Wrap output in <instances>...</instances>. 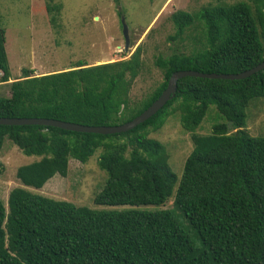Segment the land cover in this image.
Here are the masks:
<instances>
[{"label": "trees", "instance_id": "obj_1", "mask_svg": "<svg viewBox=\"0 0 264 264\" xmlns=\"http://www.w3.org/2000/svg\"><path fill=\"white\" fill-rule=\"evenodd\" d=\"M46 9L55 22L52 12L60 4L47 3ZM171 21V39L188 37L197 46L188 54L158 56L162 81L144 99L132 103L129 95L143 66L139 46L128 59L90 66L77 61L42 75L23 69L9 83V96L0 97V117L120 125L156 100L175 71L236 74L264 61V0L210 2L195 14L177 10ZM0 73L7 82L1 24ZM260 99L264 68L234 80L182 77L171 100L126 132L0 125V150L7 138L23 154L40 158L16 171L27 188L66 176L70 159L86 163L100 149L97 164L107 177L94 204L158 206L173 197L172 209L104 210L14 188L7 206L0 199V264H264V136L244 129L248 108ZM209 107L224 122L193 138L177 184L166 146L149 134L168 117L193 131Z\"/></svg>", "mask_w": 264, "mask_h": 264}, {"label": "rangeland", "instance_id": "obj_2", "mask_svg": "<svg viewBox=\"0 0 264 264\" xmlns=\"http://www.w3.org/2000/svg\"><path fill=\"white\" fill-rule=\"evenodd\" d=\"M218 1L233 3L237 0H0V24L5 30L10 70L9 80L0 81V97L9 96V83L20 79L25 68L32 69L34 75H42L70 69L77 61H83L85 66L97 65L128 59L140 46L143 66L129 93L131 102H138L162 81V73L154 64L158 56H169L175 51L188 54L197 46L195 40L188 37L171 39L174 34L172 14L177 10L195 14L202 6ZM47 3L60 4L59 11L52 12L56 16L55 22L51 21ZM122 16L129 31L128 51L124 50ZM194 34L197 35L196 30L191 35ZM247 114L244 129L252 136H264V99L253 103ZM221 122H224L223 117L214 107H209L199 127L193 131H185L177 118L168 117L160 129L149 134L166 146L177 184L184 161L193 150V138L210 135L212 126ZM99 154L100 149H97L86 163L70 159L66 176L55 174L41 188H27L17 178L16 171L40 158L23 154L5 138L0 150V199L7 206L10 191L22 187L89 208L172 209L173 197L158 206L94 204V197L103 188L107 177L98 167ZM176 215L185 224L177 212Z\"/></svg>", "mask_w": 264, "mask_h": 264}, {"label": "water", "instance_id": "obj_3", "mask_svg": "<svg viewBox=\"0 0 264 264\" xmlns=\"http://www.w3.org/2000/svg\"><path fill=\"white\" fill-rule=\"evenodd\" d=\"M122 33L124 37V50L128 51L130 46L129 31L127 23L124 17H120ZM264 68V61L256 65L255 67L245 70L236 74H225V73H203L194 70H179L171 74L165 89L161 92L160 96L154 100L143 112L132 120L125 122L120 125H109V126H87L82 124H77L73 122H65L61 120L51 119V118H24V117H0V125H44V126H54L70 131L77 132H91L99 134H113L126 132L138 124L144 122L152 115L156 114L169 100H171L177 91V82L179 79L185 76H195L202 78H213V79H242L250 76Z\"/></svg>", "mask_w": 264, "mask_h": 264}]
</instances>
